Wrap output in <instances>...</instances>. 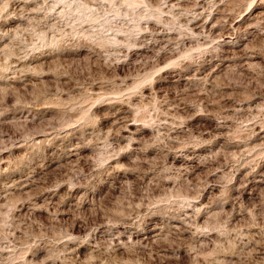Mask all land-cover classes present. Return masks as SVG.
<instances>
[{"label": "clouds", "instance_id": "9594fccd", "mask_svg": "<svg viewBox=\"0 0 264 264\" xmlns=\"http://www.w3.org/2000/svg\"><path fill=\"white\" fill-rule=\"evenodd\" d=\"M184 3L185 0L175 3L171 0H0V38L13 36L12 30L4 27L12 20L27 21L29 35L35 28H40L41 35L46 30L51 35L40 48L52 49L51 54L56 57L94 58L101 74L81 73L74 84V89L85 92L93 84L106 88L103 96L95 100L89 97L90 106L104 103L127 107L125 116L116 121L120 127L114 132L100 127L101 115L90 114L81 121L80 131L68 144L52 146L47 139L35 141V136L32 137L35 143L30 147L49 145L27 165L32 174L48 161L63 168L59 162L72 154L77 162L51 184L45 173L44 186L29 175L26 182L0 187V201H3L0 203V264H192L193 260L196 264H264V196L259 210L257 207L243 210L251 219L239 228L233 227L228 213L223 212L228 203L227 183H220L219 195L210 196V203L202 204L203 191L210 186L206 180L193 184L186 169L156 164L147 155L154 148L163 154L162 159L173 151L183 156V148L197 146L181 140V133L189 131L185 128L187 120L202 113L180 117V96H185V107L188 97L181 92L170 99L169 81L190 78L195 81L201 71L202 55L221 51L217 38L205 39L197 49L201 55L179 54L183 42L190 39L188 17L199 18V14L182 7ZM253 8L258 11L249 17L250 22L233 31H240L242 39L253 36L257 44L250 51L264 55V0H240L237 15ZM57 9L62 12H56ZM84 9L81 18L77 10ZM181 19L185 20L184 24ZM24 31L21 29V33ZM133 52L138 53L137 59L129 63ZM217 58L213 56V60ZM170 69L179 71L169 72ZM118 70L125 72V79L117 76ZM260 76L264 72L257 78ZM129 80L143 83L134 93H129ZM206 84L207 79H201L195 87L202 91ZM121 111L116 108L113 115ZM3 114L0 112V116ZM137 121L146 123L136 133L121 136V132ZM66 127L56 130H63L65 138L72 136ZM145 128L151 130L150 135L136 139ZM176 143L181 148H176ZM84 149L89 151L81 155L78 150ZM7 150V145L0 149ZM125 154L126 159L122 160ZM260 155L264 154L251 161L244 156L241 159L253 165L255 171ZM192 158L184 156L185 160ZM146 172L151 175L145 176ZM29 184L36 187L23 192ZM61 188L66 191L60 193ZM44 193H51L52 198L59 196L60 203L71 195L74 203L69 206L66 219H62L59 206L51 204L50 198L46 197L44 203L37 202L36 197ZM261 193L264 194V189ZM50 207L55 211H48ZM201 215L207 226L195 227ZM178 224L186 227H177Z\"/></svg>", "mask_w": 264, "mask_h": 264}, {"label": "rangeland", "instance_id": "374dc122", "mask_svg": "<svg viewBox=\"0 0 264 264\" xmlns=\"http://www.w3.org/2000/svg\"><path fill=\"white\" fill-rule=\"evenodd\" d=\"M184 5L187 6L184 8L189 7L194 14L202 13L199 18L194 15L188 17L191 20L187 24L190 39L183 42V51L179 54L187 57L201 55L197 49L205 39L211 41L217 38L221 51L219 54L207 52L202 55L201 71L196 74L195 81L191 78L169 81L170 99L176 98L181 92H185L188 97L185 107V96H180V117L193 115L197 111L202 113L187 120L185 128L189 131L181 133V140L197 146L183 148V156L173 151L162 159L163 154L154 148H150L147 155L156 164L166 163L177 169H186L187 177L193 184L206 180L210 186L203 191L200 201L202 204L210 203V196L219 195L220 183H227L228 203L224 205L223 212L228 213L230 225L239 228L251 219L243 210L258 208L264 196L261 193V189H264V155H260V159L256 161L255 171H252L253 165L245 164L241 159L244 156L247 161H251L258 154H264V138L261 137L264 134V76L257 78L259 73L264 72V55L250 51L257 44L253 36L242 39L241 32L233 29H240L241 25L249 23V17L254 16L258 9L253 8L238 17L240 0H197V5L190 2ZM60 10L62 9H57L56 12H62ZM84 12L86 9L77 10V15L83 18ZM180 22L184 24L185 20L181 19ZM4 27L11 29L13 36L0 38V112L4 113L0 116V133H3L0 137V149L9 146V150L0 151V161H3L0 163V187L26 182L29 175L33 180L42 182L45 173L48 183L51 184L77 162L76 155L62 159L59 163L64 165L63 168L48 161L43 168H36L35 174H32L27 165L38 153L42 154L48 149L49 145H29L46 139L52 146L70 143L80 131L81 121L86 120L90 114L101 115L100 127L114 132L120 127L116 121L121 119L122 114L113 115V110L120 108L126 114L127 107L104 103L90 106L89 97L95 100L106 94V88L102 84H93L87 92L74 89L75 78L80 77L81 73L84 76L101 74L93 57L69 58L52 55V49L40 48V44L48 42L51 33L45 30V34L41 35L40 28H35L29 35L27 29L30 26L27 21L12 20ZM21 29L25 31L21 33ZM249 32H255V29H249ZM37 48L40 50L36 51ZM136 54L138 53L131 54L129 63L137 59ZM214 55L218 56L215 60ZM209 61L212 63L209 64ZM178 71L179 69L169 70ZM117 76L123 80L125 72L118 70ZM201 79H207V84L199 91L195 84ZM128 83L130 87L127 91L134 93L143 82L133 83L129 80ZM144 107L147 108L148 105L145 104ZM70 108L73 110L69 111ZM220 121H224L223 126ZM144 123L146 121L130 124L127 131L121 132V136L136 133ZM65 125V130L72 133L67 138L63 130L56 131ZM150 133L151 130L145 128L143 133L137 134L136 139L141 135L147 138ZM13 143L23 145L12 146ZM175 147L181 148V144L176 143ZM78 151L83 155L89 150ZM248 153L251 155H247ZM126 155L121 156V159H126ZM184 156L193 158L185 160ZM240 164L245 166L240 167ZM247 173L251 174L246 175ZM150 175L151 173H145V176ZM41 186H44L43 182ZM35 187V184H29L23 188V192L27 193ZM65 191L66 188L60 189V193ZM46 197L51 199V204L59 206L62 219H66L70 214L69 206L74 203L71 195L63 203H60L59 196L52 198L51 193L37 196L36 200L44 203ZM23 207L27 210L26 205ZM212 207L216 208L215 204ZM48 211H55V208L50 207ZM205 226V217L201 215L195 227ZM177 227L186 225L178 224ZM76 230H79V223ZM215 235L213 234V238ZM192 264H196V261L193 260Z\"/></svg>", "mask_w": 264, "mask_h": 264}, {"label": "bare ground", "instance_id": "6f19581e", "mask_svg": "<svg viewBox=\"0 0 264 264\" xmlns=\"http://www.w3.org/2000/svg\"><path fill=\"white\" fill-rule=\"evenodd\" d=\"M171 2L172 3H175V0H171ZM186 2H190V3H192V4H194V5H197V0H185V3L184 4H186ZM183 4V6L182 7H187L186 5H184ZM188 5V4H187ZM201 6V5H200ZM196 7V6H195ZM189 8V7H188ZM192 8V7H191ZM60 11H62V10H60ZM202 13V12H201ZM201 13H198L199 14V16H200V14ZM196 27V26H195ZM117 39H122V38H117ZM136 55H138V54H136ZM134 57V56H133ZM23 67V66H22ZM21 68V67H20ZM24 68V67H23ZM199 78V77H198ZM187 80V79H186ZM126 111V110H125ZM121 114H122V116L121 117H123V116H125V112H120ZM260 135H261V133H259ZM262 138H264V134L261 136ZM22 145H23V143H21ZM20 144V146L19 147H21L22 145ZM252 158V157H251ZM19 179V178H18ZM17 179V180H18ZM20 180V179H19ZM18 180V181H19ZM17 181V182H18ZM16 183V182H15Z\"/></svg>", "mask_w": 264, "mask_h": 264}]
</instances>
